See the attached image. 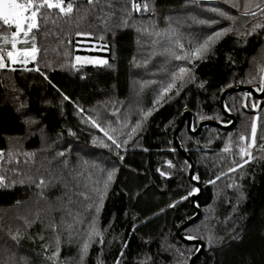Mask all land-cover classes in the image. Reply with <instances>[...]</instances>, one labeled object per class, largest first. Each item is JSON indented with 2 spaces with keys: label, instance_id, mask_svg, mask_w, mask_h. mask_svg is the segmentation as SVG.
Returning a JSON list of instances; mask_svg holds the SVG:
<instances>
[{
  "label": "trees",
  "instance_id": "1",
  "mask_svg": "<svg viewBox=\"0 0 264 264\" xmlns=\"http://www.w3.org/2000/svg\"><path fill=\"white\" fill-rule=\"evenodd\" d=\"M110 2L112 7L109 0H101L89 14L86 0H76L72 20L59 19L54 10L52 18L40 22L38 60L47 79L20 67L0 71V150L35 153L34 163L24 164L25 157H19L22 176L0 167L6 185L0 187V264H53L47 257L55 250L57 237L59 264H76L82 235L78 230L93 219L104 242L101 245L97 237L87 264H97L98 259L100 264H117L118 259L120 264H142L146 257H151L146 264H176L175 249L184 253L180 264H187L199 247L176 234L195 209L190 197L180 201L193 184L189 163L174 146L172 135L186 110L191 112L193 129L203 120L228 124L230 119L220 110L222 92L238 85L256 90L257 85L247 81L264 75V28L254 29L264 26V13L255 7L260 0H237L241 11L247 2L255 16H240L223 0H135L148 3L150 11H133L128 26L122 21L132 11V0ZM211 7L239 18L235 30L194 66L165 54L167 40L149 34L171 26L191 50L212 32L232 26L207 11ZM97 17L108 20L107 30ZM193 17L221 23L209 27ZM77 30L91 32L89 38L103 45L105 50L95 54L106 64L72 67L79 53ZM154 40L161 42L153 44ZM177 66L189 67L193 80L182 87L177 82L160 103H154L160 85L171 79ZM34 67L33 63L28 69ZM245 93L233 91L224 98L236 119L233 128L206 126L195 136L183 126L177 133L202 185L195 200L201 216L181 231L205 244L193 264H264V97ZM257 116L253 159L244 163L247 158L241 159L236 145L241 134L250 142L251 121ZM226 145L231 151H223ZM61 151L63 157L57 155ZM158 168L167 175L161 176ZM109 173L114 176L97 215V190H103ZM29 176L36 182L43 177L45 187L37 189L28 182ZM176 201H180L176 207H169ZM17 232L18 241L11 239Z\"/></svg>",
  "mask_w": 264,
  "mask_h": 264
},
{
  "label": "snow or ice",
  "instance_id": "2",
  "mask_svg": "<svg viewBox=\"0 0 264 264\" xmlns=\"http://www.w3.org/2000/svg\"><path fill=\"white\" fill-rule=\"evenodd\" d=\"M196 3L202 2V0H194ZM209 3L212 0H208ZM101 3V0H86V4L88 6L87 11L89 14L95 12L96 6ZM223 3L228 4L230 8H235L237 12L240 13V16H255V11H252L249 7V4L246 2L243 6V10L241 11V5L237 2V0H223ZM109 7H112V4L109 0ZM256 8H259L261 13H264V0H260L259 4L255 5ZM57 11L58 18L64 20H72L76 9V0H0V71L8 70L10 72H15L17 69L16 65H20L24 67V70L27 71H36L41 75L47 76L41 72L39 67V60L38 54L40 53L41 49L37 45V33L40 31V22L47 21L48 19L52 18L53 11ZM131 10L127 13V17L122 21L124 26H128V21L132 19V12H148L150 11V6L148 3L139 4L132 0L131 3ZM207 11L214 13L216 16L221 17L223 20L231 21L232 26L229 27H222L218 31L212 32L211 35H208L206 38L203 39V43H197L195 47H192L191 50H186L183 43L180 42V37L176 33V29L169 26L167 29H163L160 31H154L153 33H149L150 35H155L160 37L161 39L167 40L169 47L164 49V53L168 56L172 57L175 61H182L187 62L188 64H192L194 66V62L197 60H204L207 57V54L212 50L215 44L218 42L220 38L227 35L229 32L234 31V25L239 17L231 15L229 12L223 10L220 7H211L208 8ZM109 18H111L109 16ZM104 26L105 30L108 29V20L104 17H97ZM194 22H197L201 25H208L209 27L221 23V20L217 19H209V20H197L193 17ZM55 22V21H53ZM79 25H77V29ZM255 28H264L262 25H255ZM253 29V30H254ZM147 31V29H144ZM252 33H248L251 35ZM77 37H91L93 34L91 32H82L77 30L75 32ZM103 36H100V39L103 40ZM71 39L68 40V43H71ZM160 40L152 41L153 44L160 43ZM178 49V51H177ZM77 62H82L83 64H99L104 65L107 63L106 60L100 59H91L89 57H82L76 56ZM30 63H34L36 67L32 69H28L26 66ZM72 67H76L75 64ZM178 70L171 72V79L166 84L160 85V93L159 97L154 103H160L162 99H164L169 92L172 91L173 88L176 87L177 82L181 83V87L193 80L191 75V69L187 66H177ZM264 72V68L261 69ZM244 81H242L243 83ZM153 83H156L153 81ZM247 83L249 84H256V90L264 93V75H259L257 78L256 76H252ZM203 87V84L200 85ZM63 95V94H62ZM176 95H179V89L176 91ZM245 97L251 95V93H245ZM64 100H68L69 97L66 95L63 96ZM246 107V105H245ZM257 106L255 104L252 105V108L255 109ZM225 112H230L231 110L224 106L223 109ZM151 113H148L150 115ZM205 117H201L204 119ZM210 118V117H209ZM259 116L255 117L251 121V139L250 142L248 141V137L244 134L239 136L240 143L236 145L238 148V153L241 159L245 157L244 163H248L250 160L253 159L252 149L256 145L257 141V131H258V124L257 120ZM231 123V121H229ZM139 124L137 125V128ZM133 131H136L134 128ZM70 134H72L70 132ZM105 135L108 136V139L112 141V145L118 150L121 148V144L117 142L116 138L112 135H109L107 132ZM124 143H127L125 141ZM107 146V145H106ZM264 147V146H262ZM224 152L231 151V147L226 145L223 149ZM23 155L25 160L23 161L24 164H28L29 161L35 162V153H27V152H20L17 150L10 149L7 153L3 150H0V167L7 166V170L13 171L17 175H23V173L19 170V165L21 161L19 157ZM58 156L63 157L64 152L61 151L57 153ZM123 160V157H120ZM51 163V161L49 162ZM15 164L16 167L13 168L12 165ZM169 167H173L171 162H168ZM237 167H242V165L237 164ZM157 171L160 173L161 176H166L167 174L161 171L159 168ZM235 171V168H229V172ZM222 175H224L222 173ZM114 173H109L108 178L104 181L103 190H97L99 195L100 206L96 207L97 215L100 212V207L102 206L103 199L107 193V190L110 186V183L113 179ZM28 182L35 184L37 189H43L45 187L46 181L41 177L39 182H36L32 176L27 177ZM220 177L217 176L216 180H219ZM190 181H199L198 175H193L190 177ZM15 181H13V184ZM21 183H24L21 180ZM208 183H215V181H208ZM6 186L5 185V177L0 175V187ZM199 192V188L196 185H193L190 192H188L185 196L180 198V201L187 200L189 197L196 195ZM88 197L85 195V199ZM176 201L169 205V207H176V205L180 202ZM19 203V202H17ZM198 207V205H197ZM163 211V209L161 210ZM79 224H84L86 221L79 220L77 221ZM26 223H29L26 221ZM51 227L55 228V224H52ZM72 226L70 225L69 228ZM82 233L79 244H78V261L76 264H87V259L90 253V249L92 245L97 242V237H99V243L103 245V234L101 230L98 228L97 220L93 219L90 223H87V228H81L78 230ZM19 232L11 236V239L18 241ZM43 239V237H41ZM185 239H194L192 236H186ZM211 240V238H210ZM55 250L52 251L51 256L47 257L48 260L53 261V264H59V255H60V245L61 240L59 237L56 238L55 241ZM126 247V245H125ZM171 247V246H169ZM49 250V246H45V251ZM121 256H123V251H121ZM175 256H176V264H180V261L183 259L184 253L180 249H175ZM151 257H146V261L150 260ZM146 261H143L142 264H146ZM97 264H100L98 259ZM117 264H120L119 259L117 260Z\"/></svg>",
  "mask_w": 264,
  "mask_h": 264
},
{
  "label": "water",
  "instance_id": "3",
  "mask_svg": "<svg viewBox=\"0 0 264 264\" xmlns=\"http://www.w3.org/2000/svg\"><path fill=\"white\" fill-rule=\"evenodd\" d=\"M233 91H245L247 93H251V95L257 99H262L264 97V93L258 92L250 86L238 85V86L226 88L221 94L219 104H220V110H221L222 114L224 116H226L227 118H229L231 121V123H228V124H221V123H219L217 121H213V120H203L197 125V127L195 129H193L192 128L191 112L189 110H186L182 114L181 121L175 129V131L172 135V139H173V144L176 147V149L185 157V159L189 163V170H188L189 180H190V177L193 176V173H194V163L191 160V158L186 154L185 150L181 148V146L177 140V133L183 126L186 127V130L189 134L195 135V136L200 135L202 129L206 126H214V127L220 128L222 130H228V129L233 128L236 125L235 117L232 114L225 112L223 110L224 109V103L223 102H224L225 96L227 94L233 92ZM191 183L193 185L198 186V188H199V192L196 195L190 197L191 205L195 209V214L192 217H190L188 220H186L182 225H180L176 231V234L181 241H183L187 244L199 246L197 251L189 259L187 264H193L194 261L196 260V258L205 250V244L202 241H200L199 239H185V237L181 234V231L184 228H186L187 226H189L190 224H192L193 222H195L196 220H198L200 218L201 212H202L199 207L195 206V200L202 193V185L199 182H195V181H191Z\"/></svg>",
  "mask_w": 264,
  "mask_h": 264
},
{
  "label": "rangeland",
  "instance_id": "4",
  "mask_svg": "<svg viewBox=\"0 0 264 264\" xmlns=\"http://www.w3.org/2000/svg\"><path fill=\"white\" fill-rule=\"evenodd\" d=\"M137 13V12H136ZM144 12H139L137 14H141ZM75 49L79 52L78 54H76V56H86L89 57L91 59H100V60H105L102 57H100L99 55L95 54V53H100L103 52L105 49L103 48V45L98 43L97 41H93L91 38L89 37H83L81 36L78 40H76V47ZM76 56L74 59V64L77 66H84V65H88V64H83L82 62H77L76 61ZM33 65V63H30L29 65H27L26 67L29 68ZM94 65V64H91ZM95 65H99V64H95ZM16 67V66H14ZM19 68V67H16ZM20 68H24V67H20Z\"/></svg>",
  "mask_w": 264,
  "mask_h": 264
},
{
  "label": "crops",
  "instance_id": "5",
  "mask_svg": "<svg viewBox=\"0 0 264 264\" xmlns=\"http://www.w3.org/2000/svg\"><path fill=\"white\" fill-rule=\"evenodd\" d=\"M29 65V64H28ZM16 67H22V66H20V65H16Z\"/></svg>",
  "mask_w": 264,
  "mask_h": 264
}]
</instances>
